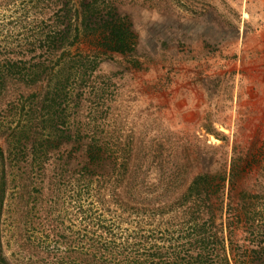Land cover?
<instances>
[{
    "label": "rangeland",
    "instance_id": "rangeland-1",
    "mask_svg": "<svg viewBox=\"0 0 264 264\" xmlns=\"http://www.w3.org/2000/svg\"><path fill=\"white\" fill-rule=\"evenodd\" d=\"M90 2L134 51L93 40L82 0H0V264H264V0Z\"/></svg>",
    "mask_w": 264,
    "mask_h": 264
},
{
    "label": "trees",
    "instance_id": "trees-1",
    "mask_svg": "<svg viewBox=\"0 0 264 264\" xmlns=\"http://www.w3.org/2000/svg\"><path fill=\"white\" fill-rule=\"evenodd\" d=\"M82 4L83 8L85 7V9H80L81 10V14L83 17V21H91L94 25L97 26H102V30L101 31H96L94 30L92 32L91 38L93 40H98L100 38V40H102V43L98 44L102 47H106L108 48L110 51L112 52H116V53H126V52H131L134 51V46L136 45L135 42V34L133 32V30L130 27V23H128V18L126 16H123L122 14H119L116 11L111 10H105V9H99V7H97L96 5H92V2H90V0H82ZM82 8V7H81ZM79 9H76V15L78 14V12L80 11ZM91 11L96 12V13H91ZM92 16V17H91ZM76 21H73V18L70 20L69 24H71V22L73 21L75 25V40L80 44L84 42L83 40V35H82V30H79L78 27V21H79V17H76L74 19ZM82 21V22H83ZM84 23V22H83ZM80 25H82V23H80ZM87 25V23H85V26ZM90 26V24H88ZM58 34H63L66 33L68 31V29H66V27H57L56 29ZM92 145V144H90ZM106 152V148L103 147L102 144H98L96 145V147H92L89 146L88 149L85 150L86 153V157L87 159L89 158V160L91 162H93V164L96 162L95 161V155L97 154V156H102V154H105ZM4 157V151L3 149L0 147V159H3ZM237 176L241 179L245 178V174L239 172V171H230L229 174V178L227 179L225 175L220 176V175H215L216 177V184H215V190L214 192L218 193V198L219 200L221 199V201L219 202V205L217 206L216 212L214 214V218L212 217V221L214 223V225H216V227H218L216 235L220 234L222 239H224V233L226 230H229V232L231 233V229H230V223L232 222V219L234 218L235 214L231 213L230 210V205L227 207V209L224 211V203L222 201V199L224 198L225 195L231 196V191L233 190L234 187V177ZM209 179V174L207 173H201L196 175L193 180L191 181L187 193L184 196H191L193 197V193L196 194L195 198L198 199V201H200L199 199V187H204V186H208V188H211V183L208 182ZM218 180V181H217ZM242 194H246L244 193L245 191H241ZM194 198V197H193ZM237 214L239 215L240 212L236 209ZM202 216V217H201ZM198 219L201 221L202 220V225H204V223H207V219L205 218V211H204V207H203V211L202 213L199 214ZM220 223V224H217ZM218 237V236H217Z\"/></svg>",
    "mask_w": 264,
    "mask_h": 264
}]
</instances>
